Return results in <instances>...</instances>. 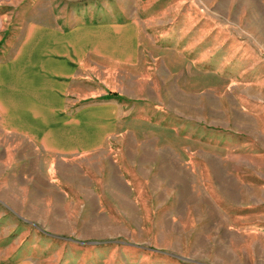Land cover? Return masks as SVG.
<instances>
[{"label":"rangeland","instance_id":"374dc122","mask_svg":"<svg viewBox=\"0 0 264 264\" xmlns=\"http://www.w3.org/2000/svg\"><path fill=\"white\" fill-rule=\"evenodd\" d=\"M14 4L39 121L0 114L4 263L264 264V0Z\"/></svg>","mask_w":264,"mask_h":264},{"label":"crops","instance_id":"0c3cea01","mask_svg":"<svg viewBox=\"0 0 264 264\" xmlns=\"http://www.w3.org/2000/svg\"><path fill=\"white\" fill-rule=\"evenodd\" d=\"M14 0H0V31L4 28L6 20L9 19L10 12L14 9ZM32 52L24 53V56L21 52L16 53L11 57V60L2 62L0 61V114L2 117H5V121L10 124H14L15 127L20 124H24L27 121L29 123H37L39 120L36 119L35 105L34 102L28 99V91L31 90L29 84H22L27 82L20 79V74L22 73V63L24 58L29 56V59L26 63L27 72L30 73L35 70L36 58H32ZM30 57L32 58L30 60ZM24 79V78H22ZM23 81V82H22ZM29 85V86H28ZM27 92H24V91ZM23 91V92H21ZM44 104V103H43ZM10 105L16 107V112L11 113ZM45 110H41L44 116V122L52 121V115L56 112L53 102H46L44 104ZM30 116V118H21L23 114ZM40 113V112H39ZM41 114V115H43ZM25 116V117H26ZM18 117V118H17ZM47 117V119H46ZM42 121V120H40ZM27 128L26 126L19 125L18 129ZM28 134L35 135L32 132V129L27 128ZM2 253L0 251V264H5L2 260ZM9 264H21L19 262L9 263ZM28 264H31L28 262Z\"/></svg>","mask_w":264,"mask_h":264}]
</instances>
